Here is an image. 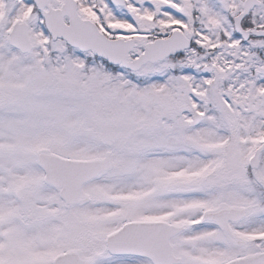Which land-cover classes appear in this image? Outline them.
Returning <instances> with one entry per match:
<instances>
[{
	"label": "snow or ice",
	"instance_id": "obj_1",
	"mask_svg": "<svg viewBox=\"0 0 264 264\" xmlns=\"http://www.w3.org/2000/svg\"><path fill=\"white\" fill-rule=\"evenodd\" d=\"M0 264H264V0H0Z\"/></svg>",
	"mask_w": 264,
	"mask_h": 264
}]
</instances>
